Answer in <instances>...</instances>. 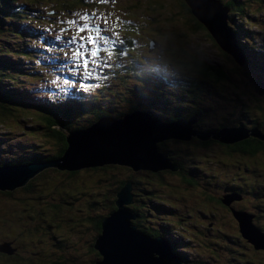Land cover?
Here are the masks:
<instances>
[{"label":"trees","instance_id":"16d2710c","mask_svg":"<svg viewBox=\"0 0 264 264\" xmlns=\"http://www.w3.org/2000/svg\"><path fill=\"white\" fill-rule=\"evenodd\" d=\"M221 1L225 8L229 9L227 24L234 35L236 49L244 58L242 62L234 60L229 52L231 49L222 48L220 41L219 47L216 42L214 43L205 28L194 18L184 0H181V7L188 14L189 22H181L180 15L167 10L164 3L155 0H152L153 4L150 0H116L117 4L112 0H0V22L5 27L14 25L9 29L14 37L22 39L29 37L32 40L35 38L34 34L16 30L17 22L23 26L33 22L43 25V43L47 48L55 46L58 54L66 58L75 57L73 54L75 46L69 45L67 41L72 39L77 28L84 23L92 27L99 25L101 35L117 39L115 45H109L105 51L100 52L102 57H98L106 60L107 65L105 66L103 62L99 67L89 64L90 71L95 70L89 76L91 81H85L86 88L91 91L92 84L96 83V87L93 88L101 93L111 112L120 98L129 110L126 115L133 113L134 111L130 110L135 98L140 97L138 102L144 99L145 104H148L152 100L149 92L156 89L161 93V98L157 100L161 101L159 106L154 107L153 113L147 106L141 111L146 112L149 109L152 114L159 117L168 114L170 119L167 120L172 122L178 121L182 116L192 118L190 116L195 113L197 123L192 127L207 134L252 120L254 122L259 120L261 127L264 128V43L260 40L264 35V0ZM84 17L88 19L85 20ZM236 17L237 24L234 20ZM151 20L153 22L149 24ZM69 21L77 23L73 25ZM111 23L114 25L110 26ZM105 28L108 31L105 32ZM255 28L260 32L255 31ZM79 35L87 36L88 33L81 32ZM198 36L207 44L211 56H220L222 59L220 64L215 65L202 57L198 51L188 50L187 44ZM150 39H156L158 46L168 48L162 46L163 52H158L160 54L158 61L146 63L147 57L142 55L149 47ZM28 44L31 45L30 41ZM91 47L89 45V48ZM3 51L6 50L0 48V53ZM81 51L83 52V49ZM8 52L18 54L10 50ZM109 52L112 53L110 56ZM132 58L135 61L132 62ZM78 59L82 63V59ZM230 60L232 67H229ZM168 61L170 67L166 69L164 65ZM136 66L142 68L143 75L150 79L151 85L140 82V89L134 86L133 78L137 76L135 72L131 73L130 69ZM15 69H19L22 76L27 74L16 64L0 60V142L9 141L12 146L14 140H25L24 158L30 164L60 162L70 150L68 138L73 128H76L75 131L83 132L97 121L112 115L107 111V105L90 104L86 101L78 105L76 102L67 103L61 100L49 107L25 103L22 101L23 95L16 88L22 85V80L13 74ZM179 69L186 76L200 79V84L195 86L171 75ZM229 70L239 77L236 78L238 83L233 81ZM157 72L162 78L161 83L156 78ZM77 73L79 77L77 82L69 80L83 86L79 83L83 74L80 71ZM169 79L178 86L182 92L180 96L184 95L187 101L185 106L181 102L174 104L171 113L164 111L161 115L159 107H167L164 100L170 96H178L165 91ZM110 86H115L116 89ZM83 100L86 98L83 97ZM228 103H231L233 108L228 109L226 115L218 117L215 122L213 120L215 106ZM22 107L31 108L32 114L25 112ZM252 110H255L253 116H244L246 112ZM116 118L120 120L122 116ZM26 120L29 121L25 122ZM31 139L35 140L29 142ZM180 142L171 144L168 141L158 145L159 152H167L170 163L179 166L180 169L175 171L178 172V176L174 175L175 172L170 174L168 171H157V181H152L149 186L145 185L146 178L143 174L114 165L110 169L101 170L44 169L42 176L34 177V183H29V187L9 192L0 190V195L4 196L9 204L0 209V230L11 231L16 238L31 239L28 246L29 255L18 252L17 245L20 240H13L11 243L16 249L11 247V251L10 248L4 252L0 251V264H78L72 262V256L66 255L63 251L71 250L68 248L70 245L76 247L74 251L77 250L82 240L85 253L90 258L88 264L104 261V257L97 251V244L103 237L106 219L117 210L115 204L119 199L117 194L128 182H131L135 189V203L129 204L128 208L137 214L134 225L138 230L155 239L166 238L176 249L174 253L178 254L180 249L190 250L193 253L189 254L190 257L178 255L186 258L185 260L187 258L199 260L198 264H226L229 260H237L239 264H251L245 259L249 246L238 233L235 221V231L230 232L232 212H226V217H221L210 206L220 200L219 197L213 196V190L222 194L226 192L224 188L217 189L213 185L215 177L219 178L218 169L222 166L229 167L228 159L246 157L251 152L264 153V139H258L253 135L239 142H232L227 138H211L197 145L196 149L201 153L200 158L194 145L192 147ZM49 153L53 155L48 156ZM200 172L214 178V183L206 180ZM141 184L150 190V196L147 198L149 201L143 196L146 188ZM243 189L246 188L243 186ZM151 191L157 194H152ZM152 198H156L161 204L152 203L150 201ZM12 200L19 202L22 207L20 212L13 211L10 206ZM198 213L206 217V223L212 226L214 233L201 234L202 241L198 243L190 239L181 241L175 235L178 232L181 234L189 220L198 219ZM161 214L163 219H157ZM260 216L263 220L253 221L264 227V216ZM23 217L28 219L24 225L20 223ZM15 221L17 222L14 224ZM203 228L205 229V226ZM226 234H231L236 239V243L226 251L202 245L220 247ZM50 235H56L58 238L54 246H51L53 244L52 240H49ZM36 239L50 247L45 249V252L60 250L62 255L51 260L44 258L40 253L37 255Z\"/></svg>","mask_w":264,"mask_h":264},{"label":"water","instance_id":"95a60500","mask_svg":"<svg viewBox=\"0 0 264 264\" xmlns=\"http://www.w3.org/2000/svg\"><path fill=\"white\" fill-rule=\"evenodd\" d=\"M184 2L194 18L214 40V43L216 42L217 44H215L219 47L218 41H220L222 48L231 49L229 52L234 60L239 55L240 60L236 61L242 62L241 60L244 58L236 49L234 35L227 24L229 9L225 8L223 2L221 0H184ZM234 20L237 24V17ZM196 40L204 41L202 37L198 36L189 43ZM157 43L158 41H151V47L157 46ZM191 50L192 52L198 51L197 49ZM207 50H209L208 46ZM205 58L215 65L220 64L222 60L218 55H208ZM211 58H214L215 61ZM229 67H232V64ZM229 74L233 81L238 83L236 78L239 77L230 70ZM139 98H135L130 110L136 112L130 117L128 116L127 120H123L124 118L121 119L123 121L103 119L99 130L72 138V142H69L70 150L57 163L30 164L6 142H0V190L9 192L29 187V183H34V177L42 176L44 169L101 170L110 169L111 165H119L135 170L158 169L175 172L178 167H170L169 155L160 153L158 145L164 141L186 138L183 135L171 136V126H162L163 121L157 122V117L151 118L145 111L140 113L145 106L150 109V105L144 104V99L138 102ZM190 117L192 118H189V122H186L189 126L187 133L191 134L190 137L195 136L208 141L210 137L219 139V137L225 136L227 138L231 134L229 137L236 142V138L244 137L247 134L241 128L232 131L224 129L221 133L216 132L215 134L200 133L192 127L194 123H197L195 113ZM221 141L223 140L221 139ZM67 156H69V161L66 162ZM254 156L256 157V155ZM257 157L259 156L257 155ZM131 190V182H128L125 188L117 194L119 199L115 204L118 211L115 210L116 212L107 218L103 225V237L97 244V251L104 257V261L98 264H182V259L173 254L176 249L167 239L163 237L155 239L138 231L137 226L134 225V221L137 219L136 214L127 207L126 210L123 208L124 204L128 206L133 203ZM235 217L242 237L255 248L264 249V234L262 229L254 223V215L245 211L235 213ZM11 247V244L6 245V249L0 248V251L4 252L9 248L11 251Z\"/></svg>","mask_w":264,"mask_h":264},{"label":"rangeland","instance_id":"374dc122","mask_svg":"<svg viewBox=\"0 0 264 264\" xmlns=\"http://www.w3.org/2000/svg\"><path fill=\"white\" fill-rule=\"evenodd\" d=\"M112 1L115 4H117L116 0H112ZM155 1L160 2V3H164L165 6L167 7V10H171V11L176 12L178 16L180 15L181 16L180 18L182 19L181 22H189L188 14L185 13L184 12L185 10L181 7V5H182L181 0H155ZM150 2L152 3V0H150ZM120 4H123V3H120ZM122 8H124V7H122ZM21 19H23V18H21ZM152 22H153V20H151L149 22V24H151ZM112 25H114V24L111 23L110 26H112ZM13 26H11V27L6 26L5 27L0 22V48H2V50H6V51H3V53H0V60H3L5 62L14 63L18 66V68H21L25 73H27V74H24V76H22L20 74L19 69H15L13 71V74L16 77L21 78V80H22V85L19 87H16L19 90L20 94L23 95L22 101H24L25 103H29L31 105L41 104L43 106L47 105V107H49L54 102L57 103L59 100L65 101L67 103L76 102L79 105L80 100H83V97H85L86 102H88L90 104H96V105L97 104H100V105L102 104L103 106L107 105V108L109 109L108 103L106 101L105 102L103 101L101 93L98 92L95 88H93V87H96V83L92 84V87H91L93 89L92 91L89 90L88 88H86L87 82H85V81H91L89 76H86V73L91 70V66L89 64H88L87 69H85L83 67V63H81V62H80V66H77L76 62H77L78 58H76V57L66 58V57L60 56L57 52V49L54 48L55 46L52 48H50V47L47 48L46 45L43 43V34H44L43 25L33 22L31 24H26L25 26H23V24L18 23L16 30L22 31L23 33L28 32V33L34 34L35 35L34 40H32L29 37H25L23 39L14 37L13 35H11L10 30H9ZM64 40H66V38H64ZM29 41H30L31 45L28 44ZM187 47L191 48L193 50L197 49L199 51V53L204 57L210 55V51L207 50V46H206V43L204 41H201V42H199V40L193 41L192 43H188ZM9 50L12 52L13 51L18 52V54L13 55L12 53L8 52ZM147 50H148V48H147ZM73 54H74V52H73ZM147 57L148 58H147L146 63L158 61L160 54L155 53V52H154V54H151L148 52ZM211 59L213 61H215L214 58H211ZM235 59L240 60L239 55H237ZM133 61H135L134 58H132V62ZM136 63L138 64V62H136ZM169 63H170L169 61L167 63H165L164 67H166V69L169 68V66H170ZM229 64H231L230 61H229ZM93 66L96 67L95 65H93ZM77 71H80V73L83 74V78L79 82L83 86H79L77 84H74L73 81L69 80V79H72L75 82H77V80L79 78ZM130 72L136 73L135 76H137V78L136 77L133 78V81L135 82L134 86L138 87V89H140V87H139L140 82L149 83L151 85L150 79L143 75L142 68H139L138 66H136L135 68L131 67ZM123 73H124V70H123ZM156 78L158 79V81L160 83L162 82V78H161L159 72H157ZM183 79L185 81H187L184 77H183ZM64 81H68V83H64ZM194 83L200 84V82L197 81V79H194ZM149 95H150L152 100L150 102H148V104L150 105V109L153 112L155 110L154 107L159 106V103H161V101L157 102V100L161 98V93H160V91L153 89L149 92ZM153 97H156V98L153 99ZM219 97L223 98L222 96H219ZM164 101H165L164 104L167 105V107L160 106L159 109L161 110L160 111L161 115L163 114L164 111L171 113L173 105L178 103L179 101L185 106L184 101H186V98H185V96H182V97L170 96V97H168V99H165ZM144 104H145V100H144ZM166 108H167V110H165ZM232 108L233 107H232L231 103L221 105V106L220 105L215 106V112H213V120L215 122H217L218 117L225 116L228 109H232ZM22 109L25 110V112H27L28 114H32L31 108L25 109L22 107ZM128 111H129L128 108L125 107V104L119 98L118 104L114 105L112 115L116 116V114H115L116 112L126 114V113H128ZM253 114H255V110L246 112V114H244V116L249 117V116H253ZM74 117H77V115H74ZM171 117L173 120L172 115H171ZM125 118L126 117H124L123 120H125ZM167 118L170 119L168 114H164V117H160V119H162V121H163L162 126H164V125L172 126V127L180 126L186 130L189 129V126L187 124L179 123V122L172 123V121L167 120ZM107 119H110V118H107ZM181 119H183V116ZM123 120H121V121H123ZM223 120L220 123H222ZM28 121L29 120H26L25 122H28ZM102 121L103 120L97 121L91 128H88L87 130H84L83 132L75 131L76 128H73L71 130V133H69V138H68L70 140L69 142L71 143L72 138H74V137H79V136L84 135L88 132L91 133L93 131L99 130L101 128ZM243 126L250 128L249 126H247L246 123L243 124ZM66 130H59V131H65L66 132ZM5 132H7V131H5ZM217 132L219 133V131H217ZM220 133H221V131H220ZM7 134H10V132H7ZM214 134H215V132H214ZM170 135L171 136L183 135L186 138V139H178V140H174V141L169 140V142L172 144V143H175L178 141H181L183 143H187V141L190 139L191 134H189V133L183 134V132L173 133L171 130ZM210 138H212V137H210ZM259 138L261 140H263L264 134L260 135L258 137V139ZM33 140H35V139H31V140H29V142H31ZM13 142H14V144L11 147L12 148L14 147L15 150L17 151V153L24 157V155L26 154L24 152L25 151L24 145H26V141L25 140H22V141L14 140ZM29 142H28V144H29ZM6 144H8L10 146L9 141H6ZM164 154H167V153H164ZM52 155H53L52 153L48 154V156H52ZM66 158H67L66 162L69 161V156H67ZM240 161H241L240 157L237 158L236 160H232L230 162L229 169H231V170L234 169L236 163H238ZM116 166H119V165H116ZM111 167H113V166H111ZM126 168H130L131 171H133L134 173H140L141 175L143 174L144 178H146V183H145L146 186H149V183H152V181H157V179H156V177H157L156 172L157 171L158 172H161V171L173 172L170 170H158V169H156L157 171L156 170L147 171L146 169L145 170H135L131 167H126ZM226 176L227 175L219 174V178H217V179L222 181ZM253 176L257 177L259 175L253 174ZM247 182H248V178L246 177V179H244V184H246ZM131 185H132V190L130 191V194L134 195V191H135L134 185L133 184H131ZM141 185L144 186L143 184H141ZM243 186L246 187L247 185H243ZM260 190H261V185L257 187L255 184L253 186V188L251 187L249 189H245L244 194L245 195L250 194L251 196H254V195H257ZM149 192H150V190H148L146 188V192H145V194H143V196L145 197V199L147 201H149L147 199L150 196ZM152 194H157V192H152ZM135 198H136V196H135ZM150 201L152 203L161 204L158 202V200L156 198H152V199H150ZM249 201H251V199H249ZM134 203H132V204H134ZM7 205H9L8 201L4 198V196L0 195V209H2V206H7ZM10 206L14 209L13 211H15V212H20L22 210V207L20 206L18 201L12 200V202L10 203ZM124 207H128V206H126L124 204L123 208ZM117 211H118V209H117ZM131 211H132V209H131ZM198 214H199L198 219L194 218L195 219L194 221L189 220V222L187 223L185 228L183 230H181V234L178 232L175 235V236H177V238L181 239V241L185 242V241H188L190 239V241H197V243H198V241H202L201 234L207 235L209 233L210 234L214 233L212 226L208 225L206 223V217H204L201 213H198ZM162 216H163V214L158 216L157 219H163ZM136 218H137V216H136ZM256 220L257 221L263 220V217L259 216ZM256 220H255V222H256ZM16 222L17 221H15L14 224ZM25 222H28V219L26 217L21 218L20 223L22 225H24ZM231 225H232V223H231ZM203 226H205V229L203 228ZM200 230H202V231L198 232ZM187 232H188V234H187ZM230 232L232 233L231 230H230ZM58 233L61 234L60 232H58ZM187 235H188V238H187ZM198 236H200L199 240H197ZM50 239L52 240V244H53L51 246H54L58 241V238L56 235H50L49 240ZM13 240L14 241L20 240V242L17 245V248H19L18 252H23V253H25V255H27V254L29 255L30 249L28 248V246H30V244H31V239L26 238V237L16 238L14 236L13 232H11V231H5L4 232V231L0 230V248L6 249V245H9V244H11V246H12L13 244L11 243V241H13ZM223 240H224L223 245L220 247H211L210 245H207V244H202V245L205 247H208V248H214V250H225L226 251L228 248H230L231 246H233L236 243V239L234 237H232L231 234H226L224 236ZM35 242L37 244V249H36L37 255H39V253H40L44 258L45 257L48 258V260L57 259L59 256L62 255V251H60V250H58L56 252H53V251L45 252V249H47L49 246L45 245L43 242H41L40 240H37V239L35 240ZM68 248H70L71 250H66L63 252H65L66 255L72 256V262H74V263L77 262L78 264H88L89 263L90 258L85 253V249H84L85 247H84L83 240H82V242H81V244L77 250L74 251V249L76 247L72 246V245H70ZM178 253H179V255L189 256L191 251L186 250V249H180V251ZM192 254L193 253H191L190 255H192ZM233 263L239 264V262L232 261V260H229V262H227L226 264H233Z\"/></svg>","mask_w":264,"mask_h":264},{"label":"flooded vegetation","instance_id":"af4514ba","mask_svg":"<svg viewBox=\"0 0 264 264\" xmlns=\"http://www.w3.org/2000/svg\"><path fill=\"white\" fill-rule=\"evenodd\" d=\"M246 124L250 128L243 126V124H240V126L242 129L248 132L249 134L248 137H251V135H253L254 137L258 138L259 135H261L264 131V128L261 127L259 120L256 122L252 120ZM243 140L240 139V141ZM202 143L203 141L195 140V139L189 142V144L192 147L194 145V149L196 150L199 158L201 157V153L198 151V149H196V147L197 145H200ZM261 154L262 152L259 151L256 153L251 152L247 154L246 157L239 156L241 158V161L238 163L235 162L236 163L235 168L232 170L229 169V167H224V166L220 167L217 172L222 175H227L222 181L218 180L217 177H215L216 180L214 183V178L207 175L205 172H200V174H202V176L205 177L206 180L210 181L212 184L214 183L213 185H215L217 189L224 188V190H226L224 194L216 190H213L212 193L214 194L213 196L219 197L220 199L218 202H215L210 206L215 209V212L218 215H220L221 217H226V212H233L239 210V212H245V211L251 212V214H253L256 219L260 215L264 216V212L261 211L264 210V194H263L264 185L263 187H261L263 193L260 194L261 192L260 190L258 194L254 196H251L250 194L245 195L243 189V185H247L246 187L245 186L244 187L246 189H249L251 187L253 188L255 184L258 187L264 183V159L262 158ZM254 155H256V157ZM257 155L259 157H257ZM232 160L229 159L227 160L229 162V165ZM253 174H257L259 176L254 177ZM246 177L248 178V182L244 184V179H246ZM249 199H251V201H249ZM231 221H232V225H230V228L233 232L235 231L234 226H236L237 222L235 219L233 220V217ZM234 221L236 222V224ZM255 224L262 229V233L264 234V227H261L257 223ZM248 246H249V252L247 253V255H245V259L250 261L251 264H258V262L259 264H264V249L262 250L257 249L249 244ZM13 248L16 249V247ZM198 261L199 260L196 259L192 260L190 258H187V260H182V264H198L199 263ZM233 261H237V260H233ZM233 264H237V263H233Z\"/></svg>","mask_w":264,"mask_h":264},{"label":"snow or ice","instance_id":"6c2138e0","mask_svg":"<svg viewBox=\"0 0 264 264\" xmlns=\"http://www.w3.org/2000/svg\"><path fill=\"white\" fill-rule=\"evenodd\" d=\"M85 20H87V17H84ZM69 23L75 25L76 21H69ZM104 31H108L107 28L104 29ZM81 32H87V36H80L79 34ZM116 36L118 38V32L116 33ZM59 39V37H58ZM102 42V43H101ZM69 45H74V56L76 58H81L83 67L87 69L89 61L91 60V63L95 65L96 67H99L101 62L107 65L106 60H102L99 57V53L102 51H105L109 45H115L117 43V39H113L110 36L101 35L100 26L96 25L95 27H92L88 23H84L83 26L77 28L76 33L73 35L72 39L67 41ZM89 45L92 47L89 48ZM83 49V52L81 51ZM112 53L109 52L108 55L110 56ZM77 66H80V60H77ZM93 69L92 71H94ZM92 71H89L86 73V76H91ZM64 83H68V81H64Z\"/></svg>","mask_w":264,"mask_h":264},{"label":"clouds","instance_id":"9594fccd","mask_svg":"<svg viewBox=\"0 0 264 264\" xmlns=\"http://www.w3.org/2000/svg\"><path fill=\"white\" fill-rule=\"evenodd\" d=\"M115 13H116V11H115ZM116 14H118V13H116ZM255 31H258V32H260L258 29H256L255 28ZM262 34V33H261ZM263 35V34H262ZM261 40V42L262 43H264V35L262 36V38L260 39ZM257 54H259V52H257ZM124 69V68H123ZM110 88H114V89H116V87L115 86H110ZM107 109V111H109V112H111L110 110H108V108H106ZM136 111H134L133 113H130L129 115H126L125 113H120V112H117L116 113V116L115 117H111L110 119H113V120H116V121H118V119L116 118V117H118V116H122V118L121 119H123L124 117H128V116H130V115H133L134 113H135ZM143 111H141L140 113H142ZM147 113V112H146ZM111 114H112V112H111ZM147 114H149V113H147ZM149 116L151 117V118H156L157 117V122H162V119H160V117L159 116H154V115H152V114H149ZM120 119V120H121ZM177 122H179V123H184V124H187L186 122H189V118H185L184 116H183V119H179L178 121H173L172 123H177ZM188 125V124H187ZM239 126L240 125H236V126H234V127H226L225 129H229L230 131H232V130H234V129H237V128H239ZM200 133H202V132H200ZM209 134H211V133H209ZM264 134V132L261 134V135H263ZM231 135V134H230ZM229 135V136H230ZM248 133H247V137H248ZM227 137L230 141H232V142H234V140H233V138H230V137ZM260 136V135H259ZM220 138H226L225 136H223V137H219V139ZM193 139H195V140H200V141H206V140H201V139H199V138H197V137H195V136H192V137H190V139L187 141V143H189V142H191ZM238 140V138H236V141ZM164 142H166V141H164ZM164 142H162V143H164ZM161 144V143H160ZM159 144V145H160ZM180 144H183V145H189L190 146V144H185V143H183V142H180ZM167 153V152H166ZM261 156H262V158H264V153H262L261 154ZM168 158H170V156L168 157ZM169 162H170V159H169ZM177 162V161H176ZM178 163V162H177ZM178 167V169H180L179 168V166L177 165V164H171L170 163V167ZM156 170V169H155ZM157 171V170H156ZM178 172H176V173H174V175H176V176H178V174H177ZM170 174H173V172H170ZM263 185H264V183L261 185V187H263ZM263 193V191H261L260 192V194H262ZM264 194V193H263ZM124 209L126 210V207H124ZM127 209H129L128 207H127ZM237 212H239V210L238 211H233L232 212V214H233V217L235 218V220H236V217H235V213H237ZM239 213H241V212H239ZM236 222H237V220H236ZM237 224H238V222H237ZM238 233H240V227H239V225H238ZM151 237V236H150ZM153 238V237H152ZM241 238L245 241V242H247V244H249V242L247 241V240H245L243 237H242V235H241ZM157 239V238H156ZM166 239V238H165ZM169 242V241H168ZM169 243H171V242H169ZM172 244V243H171ZM249 245H251V244H249ZM253 246V245H252ZM181 259L182 260H185L186 258H183V257H181ZM193 260V259H192ZM233 261V260H232ZM238 262V261H237Z\"/></svg>","mask_w":264,"mask_h":264},{"label":"bare ground","instance_id":"6f19581e","mask_svg":"<svg viewBox=\"0 0 264 264\" xmlns=\"http://www.w3.org/2000/svg\"><path fill=\"white\" fill-rule=\"evenodd\" d=\"M129 117H130V116H129ZM127 119H128V117H127L125 120H127ZM171 130H172L173 133H179V132H183V134H186V133H187V130H186V129H183V128L180 127V126H174V127L171 126ZM132 200H133V203H134V202H135V195H133V194H132ZM254 218H255V216H254ZM136 228H137V227H136ZM138 231H140V230H138ZM140 232L144 233L143 231H140ZM144 235L149 236V235H147V234H145V233H144ZM173 254H175V255H177L179 258H181L177 253H174V252H173Z\"/></svg>","mask_w":264,"mask_h":264}]
</instances>
